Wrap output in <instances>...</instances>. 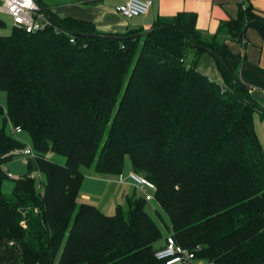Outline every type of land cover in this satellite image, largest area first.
Wrapping results in <instances>:
<instances>
[{
	"label": "trees",
	"instance_id": "1",
	"mask_svg": "<svg viewBox=\"0 0 264 264\" xmlns=\"http://www.w3.org/2000/svg\"><path fill=\"white\" fill-rule=\"evenodd\" d=\"M35 1L67 35H0V116L37 154L6 193L8 154L26 144L0 128V264H164L156 258L162 225L145 198L114 215L80 201L87 171L118 177L128 164L157 186L169 236L199 249L197 260L264 264V147L255 123L264 107L222 42L242 41L249 28L264 39V17L250 0L210 40L193 13L160 18L146 35L103 33ZM207 53L223 60L222 84L198 70ZM34 171L45 176L44 197Z\"/></svg>",
	"mask_w": 264,
	"mask_h": 264
},
{
	"label": "crops",
	"instance_id": "2",
	"mask_svg": "<svg viewBox=\"0 0 264 264\" xmlns=\"http://www.w3.org/2000/svg\"><path fill=\"white\" fill-rule=\"evenodd\" d=\"M42 1L58 17L91 22L103 33H125L132 28L150 30L160 18L171 19L179 13H193L197 16V29L208 40L218 33L223 23L237 19L241 5L244 4V0H153V6L146 16L127 20L117 12V8L128 0ZM250 4L264 17V0H250ZM244 41L247 43L245 44ZM222 42L227 43L233 53L229 63L234 73L249 88L256 102L264 107V39L255 29L249 28L242 41L225 37ZM198 70L212 81L222 84L223 79L217 60L211 54H204L199 59ZM255 123L264 147V118L260 113L256 115ZM5 169L9 171L8 168ZM131 171L130 165L127 166L124 175ZM140 196L139 191L129 180L120 183L116 177L91 175L90 178L85 179L80 201L90 204L93 200L97 201L104 212L107 209L123 207V204L115 206L117 200V203L121 200L128 202L129 199ZM157 207L156 203L150 202L146 208L148 212H152ZM166 239L167 236L163 235L162 241L157 246L163 248ZM193 264L213 263L198 259Z\"/></svg>",
	"mask_w": 264,
	"mask_h": 264
},
{
	"label": "built area",
	"instance_id": "3",
	"mask_svg": "<svg viewBox=\"0 0 264 264\" xmlns=\"http://www.w3.org/2000/svg\"><path fill=\"white\" fill-rule=\"evenodd\" d=\"M153 0H128L126 3L117 8V12L127 20H133L139 17L146 16L153 6ZM243 9L245 7L243 6ZM0 14L8 15L13 21L14 28L24 31L29 34L41 33L47 30H52L56 35H67V32L56 25L42 8L36 3L35 0H0ZM70 41L74 43V38L71 37ZM246 44L247 42L244 41ZM12 134L20 136L23 134V129L20 126L14 127L11 125ZM24 149H18L8 154L10 157H19L24 165H29L31 160L37 159V154L33 146L29 142H25ZM50 153L47 158H52ZM6 170V169H5ZM9 179L18 180L17 177L10 171L6 170ZM31 179L36 180L38 191L41 196L45 194L44 176L41 171H34L29 175ZM125 175L119 176V181L123 182ZM131 181L137 189L143 192L146 201H154L157 188L153 183L147 179L131 173L129 175ZM25 226V223H22ZM14 243H11L13 245ZM184 249L177 244L173 236L166 239V244L163 248L156 252L157 260L164 264H193L196 259V252Z\"/></svg>",
	"mask_w": 264,
	"mask_h": 264
},
{
	"label": "rangeland",
	"instance_id": "4",
	"mask_svg": "<svg viewBox=\"0 0 264 264\" xmlns=\"http://www.w3.org/2000/svg\"><path fill=\"white\" fill-rule=\"evenodd\" d=\"M257 14L259 15V13H257ZM0 19L3 20V21L6 23V27L3 28V29H0V35H9V34L12 32L13 28H14L13 21H12L11 17L8 16V15L0 14ZM192 60H193V58H192V56H191V58L188 59V63L191 64V63H192ZM0 105L3 106L4 108H6V106H7V96H6V94H5L4 92H0ZM4 118H5V117H4ZM5 126H6V129H7V130H10V129H11L10 124L7 122V124L5 125V124H4V119H3V117L0 116V128L5 127ZM18 138H19V140H20L21 142H23V143H25V142H29V141H30V140L28 139L27 136H25V138H26V141H25V140H24V135H20V136H18ZM52 158H53V160H54L55 162H57L58 164H65V158L62 157V156H54V157H52ZM129 165H130V164H128L127 166H129ZM5 167L8 168L9 171H10L12 174H14V175H18L19 177H23V176L26 175L27 172H28V165H24L19 157H14V158H12L11 161L7 162V164L5 165ZM130 167H131V166H130ZM131 170H132V168H131ZM131 173H135V172H134L133 170H132L131 172H129V173L125 176V180H123V182H120V181H119V176L116 177V178L118 179V182H120V183H126V181H128V179H129V175H130ZM135 174H137V173H135ZM91 175H96V174H95L94 172H90V171H87V172H86V178H87V179L90 178ZM137 175H139V174H137ZM139 176H141V177L147 179V178L144 177L143 175H139ZM43 179H44L43 181H44V183H45V181H46L45 176H44ZM147 180H148V179H147ZM87 181H88V180H87ZM148 181H150V180H148ZM130 182H131V181H130ZM150 182H151V181H150ZM151 183H153V182H151ZM14 184H15V180H13V179L8 180V181L5 183V186H4L5 192L8 193V194H10V193L12 192V190H13ZM153 184H154V183H153ZM85 185H86V184H85ZM133 185H134V184H133ZM154 185H155V184H154ZM134 186H135V185H134ZM155 187L157 188L156 185H155ZM135 188L137 189L136 186H135ZM137 191H139V193L141 194L140 197H143V198H144V196H143V192H141L139 189H137ZM145 200H146V199H145ZM117 201H118V200H117ZM117 201L115 202V206H116V204H123L124 209H127V208H128V202H127V201H122V200H121V201H120L121 203H120V202L117 203ZM147 202H148V201H147ZM150 202L155 204V200H154V201H149L148 203H150ZM91 203L94 204L95 206H98V207L100 206L99 208L102 209V208H101V205H99V203H97V201H94V200H93ZM102 210H103V209H102ZM156 210L158 211V213H160V216H158ZM104 212H105L107 215H114V214H116V212H117V207H116V208H113V210H109V209H107V210L104 211ZM149 213H150V215H151L156 221H158V222L160 223V225H162L163 235L169 237L170 230L166 227V226L169 225V220H168L167 216H166L161 210H159L158 207H157V209H153L152 212H149Z\"/></svg>",
	"mask_w": 264,
	"mask_h": 264
},
{
	"label": "water",
	"instance_id": "5",
	"mask_svg": "<svg viewBox=\"0 0 264 264\" xmlns=\"http://www.w3.org/2000/svg\"><path fill=\"white\" fill-rule=\"evenodd\" d=\"M151 31H152V29L147 30L143 35H146V34H148V33L151 32ZM240 38H241V37H240ZM216 58L219 59V60L223 63L222 58H220V57H218V56H216ZM226 68H227L228 70H230V68H228L227 66H226Z\"/></svg>",
	"mask_w": 264,
	"mask_h": 264
}]
</instances>
